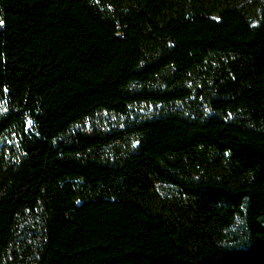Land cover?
<instances>
[{"label":"trees","instance_id":"obj_1","mask_svg":"<svg viewBox=\"0 0 264 264\" xmlns=\"http://www.w3.org/2000/svg\"><path fill=\"white\" fill-rule=\"evenodd\" d=\"M0 264H264V0H0Z\"/></svg>","mask_w":264,"mask_h":264}]
</instances>
